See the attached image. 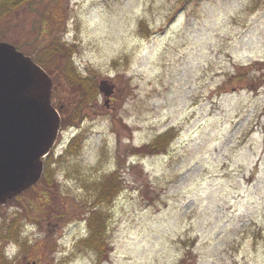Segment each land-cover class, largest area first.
<instances>
[{
    "label": "rangeland",
    "instance_id": "374dc122",
    "mask_svg": "<svg viewBox=\"0 0 264 264\" xmlns=\"http://www.w3.org/2000/svg\"><path fill=\"white\" fill-rule=\"evenodd\" d=\"M21 1L0 0L16 2L0 37L69 43L45 68L63 120L75 119L58 144L73 141L44 166L53 186L35 183L0 214H52L56 264H264V0ZM87 80L98 92L80 118ZM164 133L165 150L139 151ZM93 207L111 247L99 262L83 245ZM13 249L0 247V264H30L13 263Z\"/></svg>",
    "mask_w": 264,
    "mask_h": 264
},
{
    "label": "water",
    "instance_id": "95a60500",
    "mask_svg": "<svg viewBox=\"0 0 264 264\" xmlns=\"http://www.w3.org/2000/svg\"><path fill=\"white\" fill-rule=\"evenodd\" d=\"M52 80L30 56L0 40V204L30 187L60 128L51 103ZM100 90H113L100 81Z\"/></svg>",
    "mask_w": 264,
    "mask_h": 264
},
{
    "label": "trees",
    "instance_id": "16d2710c",
    "mask_svg": "<svg viewBox=\"0 0 264 264\" xmlns=\"http://www.w3.org/2000/svg\"><path fill=\"white\" fill-rule=\"evenodd\" d=\"M23 1V0H22ZM30 3L31 2H34V0H28ZM2 4H5V2H3ZM11 5H16V2H12ZM7 12L6 8H4L3 10H0V15L1 14H5ZM2 16V15H1ZM143 26L142 23H140V27ZM67 46H65L63 43L62 45H56L55 43H50L48 47H42L41 49H38L37 52L35 53L36 56H35V59L37 61H39L41 64H47L50 62V60L53 58H56V57H59V56H63V53L65 52ZM67 52V50H66ZM236 75H240V76H236ZM236 76V77H235ZM244 77L243 74H236L235 75H232L230 76V79H233L235 80L236 79H239V80H242V78ZM90 81V82H89ZM81 86L82 84L85 85L86 87L82 88L84 91V95L85 96H82L80 99H81V103L80 104V108H79V111L80 112H76L75 116L79 115L80 118L83 114H81V108L82 106L84 105V103L88 100V95L90 94V92L93 90H95V92L97 91L98 92V89H97V84L94 80H87L83 83H80ZM73 87H75L73 85ZM252 87V85H251ZM86 88L89 89L88 92L86 91ZM81 90V89H80ZM70 117L68 118H65L63 121H62V124L63 126H67L69 123H71L72 121H74L75 119H69ZM76 118H79V117H76ZM160 138V139H159ZM159 140H161L162 142H159ZM73 141V140H72ZM72 141L70 142V144L72 143ZM164 141V142H163ZM170 143V139H169V136L167 137V133H164V134H161L159 135V137L157 139H155L154 141H151L150 143H147L143 146L140 147L139 151L140 152H143L144 154H154V153H158L160 151H163L166 149V146H168ZM70 144L68 145V149H70L69 147ZM136 152V151H135ZM53 153H51L49 155V157L47 156L46 158V161H45V166L46 167H49L50 166V162L52 161L53 159ZM45 183H47V180L44 181ZM116 185V182H111L110 181V187L109 188V191H113V186ZM107 190V189H106ZM105 189L101 192L100 194H103L106 195L105 198L106 200H109L110 199V195H107L108 192L106 191ZM106 191V192H105ZM111 193V192H110ZM92 215L91 216H88V219H89V222L90 223V229H91V235L89 237H87L86 240H83L85 246H87V248H92V249H95V252L97 254V256L95 257L96 258V261L99 262V261H102L103 259L107 258L110 250H111V247H109V243L107 242V235L104 237L102 236V232L105 228L104 224H103V220H104V217H103V214H101L100 211H94V207L90 210ZM100 230V231H98ZM10 234L7 233V237L9 236Z\"/></svg>",
    "mask_w": 264,
    "mask_h": 264
},
{
    "label": "flooded vegetation",
    "instance_id": "af4514ba",
    "mask_svg": "<svg viewBox=\"0 0 264 264\" xmlns=\"http://www.w3.org/2000/svg\"><path fill=\"white\" fill-rule=\"evenodd\" d=\"M52 92H53V87H52ZM112 100H113V95L110 96V100L108 101L106 105L107 107L112 108V104H111ZM55 104L58 105L61 110L63 109V105L59 101H56ZM25 213L26 211L22 209L21 210L16 209L12 211L11 210L7 211L6 213L5 211H2L0 214V229L2 227H5L8 229V227L10 226L11 231L15 230L17 231L18 236L23 237L27 233V231L25 230L26 225L25 223H23L24 221L23 219L25 218L23 217H27V219L29 220L31 219L32 223L35 221V223L37 224L34 229L36 232L43 231L44 233L43 238L41 237L43 242L35 241L34 244L32 243L33 246H31L30 248H27L28 250H26V253H24V255H22L20 258L18 257V260L16 262L19 263V261L20 262H22L23 260L26 261L25 258L29 257L30 260H28L27 263H30V264H53L55 259H57L56 257H53L54 256L53 251L56 248L54 247V243L52 242L51 237L49 236V232L46 231L47 228H45L44 222L46 221L48 225L50 224V226L54 230L60 227L59 223L57 224L55 221L52 222V216H51L52 214L45 213L42 215V218L41 217L39 218L38 216L36 217H31V215L25 216ZM53 216H60V214H57V211H56L53 213ZM27 243L28 241L25 242L24 246Z\"/></svg>",
    "mask_w": 264,
    "mask_h": 264
}]
</instances>
